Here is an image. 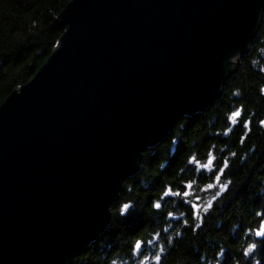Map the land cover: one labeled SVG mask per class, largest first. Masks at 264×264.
<instances>
[{"label":"water","instance_id":"1","mask_svg":"<svg viewBox=\"0 0 264 264\" xmlns=\"http://www.w3.org/2000/svg\"><path fill=\"white\" fill-rule=\"evenodd\" d=\"M263 17L264 0H71L0 105V264H62L96 241L144 152L221 98Z\"/></svg>","mask_w":264,"mask_h":264},{"label":"trees","instance_id":"2","mask_svg":"<svg viewBox=\"0 0 264 264\" xmlns=\"http://www.w3.org/2000/svg\"><path fill=\"white\" fill-rule=\"evenodd\" d=\"M70 1L0 0V105L51 55ZM217 177L225 189L198 217L183 193ZM111 211L98 239L62 264H264V17L221 98L144 152Z\"/></svg>","mask_w":264,"mask_h":264},{"label":"rangeland","instance_id":"3","mask_svg":"<svg viewBox=\"0 0 264 264\" xmlns=\"http://www.w3.org/2000/svg\"><path fill=\"white\" fill-rule=\"evenodd\" d=\"M200 168H204L207 171L210 170L209 165L207 167H203V165L200 166ZM209 185H214V187H208ZM220 188L225 189V184H222L220 179L219 182L216 179L214 183L208 184L205 187L202 188L200 192L193 191L191 188H189L188 195L184 196L187 197V200H190L192 203L196 215L199 217L204 212V209H207L209 207V202L212 203L213 199L216 198L220 193L222 192ZM152 257H146L142 263L146 264L149 263L152 259ZM154 261H157L158 258H153Z\"/></svg>","mask_w":264,"mask_h":264},{"label":"snow or ice","instance_id":"4","mask_svg":"<svg viewBox=\"0 0 264 264\" xmlns=\"http://www.w3.org/2000/svg\"><path fill=\"white\" fill-rule=\"evenodd\" d=\"M210 163H211V162H209V164H210ZM207 166H208V165H203V167H207ZM225 167H227V166H225ZM219 179H220V177H219V178L217 177L218 182H219ZM188 187L191 188L192 185L190 184V185H188ZM208 187L211 188V187H214V185H209ZM220 190L223 191L222 188H220ZM168 194H169V193H168ZM168 194H167V195H168ZM172 194H173V195H176V196L181 195L179 192H177V193H172ZM183 195H184V196H187V195H188V192H184ZM211 206H212V203L209 202V207H211ZM128 207H129V205H127V204L124 205V210L126 211V210L128 209ZM156 207H157V208H161V204H157ZM204 211H207V209H204ZM260 235L264 236V233H260Z\"/></svg>","mask_w":264,"mask_h":264},{"label":"clouds","instance_id":"5","mask_svg":"<svg viewBox=\"0 0 264 264\" xmlns=\"http://www.w3.org/2000/svg\"><path fill=\"white\" fill-rule=\"evenodd\" d=\"M257 264H258V262H257Z\"/></svg>","mask_w":264,"mask_h":264}]
</instances>
